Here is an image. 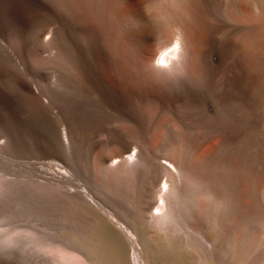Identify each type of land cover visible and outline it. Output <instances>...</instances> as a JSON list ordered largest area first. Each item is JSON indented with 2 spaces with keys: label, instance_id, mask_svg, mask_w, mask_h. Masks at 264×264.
I'll use <instances>...</instances> for the list:
<instances>
[{
  "label": "bare ground",
  "instance_id": "obj_1",
  "mask_svg": "<svg viewBox=\"0 0 264 264\" xmlns=\"http://www.w3.org/2000/svg\"><path fill=\"white\" fill-rule=\"evenodd\" d=\"M19 1L20 0H0V34H2L5 30L10 29H8V17H12L15 6ZM45 1L27 0V2L31 4L32 9L34 10L33 18L41 19L42 9L44 8L45 10ZM67 1L68 0H63V3L66 5ZM69 2L70 8L68 10H71L73 17V19L71 20L73 21L75 28L82 31L83 33V38L80 39L81 42H83V51L87 53L89 57L87 59L82 57L83 53L80 55L81 51H79L78 47L75 46V44H72V41H74L76 38L73 37L72 41L70 40L71 42H68V39L64 34L66 32H62L58 35V38L56 40V43L59 47L58 60L59 62L64 61L62 62V64L64 63V66H67V68L70 67V70L75 75V77L83 81L82 83L87 84L91 90V93L94 94L92 99H89V101L93 100L92 106L93 108H95L93 113L94 117L92 116L93 119H98L99 117H103L104 115H109L110 118L112 117L116 121H125V124L128 123L129 125L137 127L142 125L144 127V124L155 125L157 127H168L170 123L167 124L166 119L162 117V115L166 113H163V111L168 110V114L170 115L169 117L172 120L169 122H174L173 124L176 125L179 133L177 135L176 141L174 140L175 144L171 149H169L170 151L166 154V156L164 155L165 157H162L164 158L163 160H159L162 158L158 157L157 159L159 161H157L156 159L155 161L153 158L157 156L152 158L149 155L150 151L148 149L146 150H148L149 153L144 150V148H138L136 146H133V144L126 145V143L122 145V142V144H120L119 142L120 146H115L117 150H113V154L110 157L102 159L99 155V158L101 159L100 161L102 162L101 164H99V166L103 164V169L106 165L105 162L110 160V163H108L110 172L109 174H111L110 178L112 177L119 181L123 178H127L128 176L132 179L134 178L136 180L137 178L139 180V182L137 183L134 180L132 183H130L129 187H125L124 184V192L132 191L131 193H129L133 194L134 196V207L136 208L135 210H130V205L124 206L120 205L121 203L119 204L120 207L116 206L118 204L115 205L117 208H119L117 209L116 207H113L112 203L115 201L111 202L112 199H106L107 202H109L108 207L106 204H104L107 202H102L105 200L104 197L100 199L99 195L97 197L94 194L95 192L91 191L92 189L89 190L84 185H81V187L78 185L80 188L79 189L73 188L74 185L72 184V189H70V187V191H68V193L66 192L67 189H65V194H68V197H70L69 199L71 200L81 201L90 206L92 209H97V211L99 209L103 211V213L110 217V221L117 225L121 230L126 232L133 244L134 264H144L143 248H141L140 246L138 233L134 229L133 224L130 223L128 218L133 219L144 228V230L148 233L152 246L154 247V249H156V251L165 252L166 250L175 251L183 247H201L208 253V255L206 256H209L212 259L215 258L217 261L221 262V264H234L233 261L235 260L244 261L243 263L249 264L251 258L250 243L252 241L250 234L251 229L254 228L256 230V227L259 229H257V231H260L261 229V233L258 234L260 239L256 237V240L259 239V244H256L261 246L260 240L262 241V243H264V189L261 187V192L260 189L253 186L254 184L252 183V180L250 178V174L252 177L253 171L249 173V171L247 170L248 172H245L244 179L242 181L240 180L241 182H239L237 179L235 181L234 178L233 180L235 181V183L237 181L239 182L236 185L234 184V182H232V178L229 176L230 171H228L227 174L226 171H221L219 167L215 168L213 165L207 163L208 158L209 160L211 159L210 156H212V154L214 153L213 150L215 147H217L216 143H218L219 140H215L217 142L214 143L213 149L209 148V150H205L202 154L195 157L189 156L192 155V153L187 155L185 151V144L188 139L193 137H189L190 134H188L192 131L191 128L189 132V117L191 115L189 116V114L187 113L188 111H190V108L194 110V112H197V115L198 117H200V119H205V121L208 119L209 121H211V118L209 116V113L207 114V111L209 110V108L211 109L210 100L212 99L209 100V97L211 92L210 84H212L211 76L213 77L212 73H214V70L212 71V69L213 67H215V63L221 57L228 55L229 52L231 53V51H233V53L240 58V72L236 74L238 76V79L240 80L239 82H241L244 86V103L247 107V120L245 121V125L243 124V127L245 126V130L249 131L252 130L253 125L256 124L264 131V0H138V2L137 0H110V3H108L107 5V12L109 15V22L107 27H103L96 17H94L86 9H84L83 5L81 4V0H70ZM64 9L65 8H63V10ZM15 17H17L16 14ZM138 17L140 19H137ZM129 19L136 22L135 26L127 22ZM13 23L14 21L12 22V24ZM62 29L64 31V28ZM76 29L74 30L78 34L79 32H77ZM19 35L20 34H18V36ZM43 35V31L39 30L35 35V42L33 40L35 44V53L37 52V55L39 56L46 42L49 40V42L51 43L53 40V38H51L52 35ZM67 36L69 35L67 34ZM23 37H26V33L25 35H23ZM77 37H79V35ZM77 39L79 40V38ZM25 48H23V50ZM14 49L16 48H12L13 53H15ZM26 49L28 51L29 48ZM6 50L7 49L0 47V60L8 56V54H6L8 53V51L6 52ZM16 51L19 52V50L17 49ZM32 51L33 50L31 49V52ZM165 53H167V55H165ZM90 58L95 62L94 66L91 63L92 61L90 62ZM161 59H163L164 64L159 63ZM152 61H156L158 66H160V68H163L162 70L166 71L158 72L159 70L156 71L154 67L153 69L151 65ZM234 62L235 61H233V63ZM35 63L37 64V62ZM1 65L3 64L1 63ZM230 68L232 69L233 67ZM4 74L5 73H3V75ZM194 74L196 75L195 77L200 83L199 86L196 85V83L198 82L195 77H193ZM3 75H1L0 77H2ZM63 78V80H65V77ZM194 79L196 80V83ZM60 90H62V87L60 88ZM78 93L80 94L81 92ZM74 96L75 93L72 95V98ZM87 96H89L90 98V95ZM66 99L68 98H65V100ZM38 100L34 101H37L36 103H38ZM65 100L63 101L65 102ZM74 101L71 103L74 104ZM67 102L65 104H68L67 106H69V103ZM151 102H153V104H158L160 108L163 109L162 111L158 108L160 112L162 111L161 115L158 109H154L155 106L152 107L150 105ZM21 104L23 105V103ZM33 104H35V102H33ZM26 105L25 107H27ZM40 105L44 110L46 109V107H49V105H47L46 101L44 100L40 101ZM58 105L59 104H57V106ZM71 105L72 104H70V106ZM85 105L87 104L85 103ZM158 105L156 106V108L158 107ZM81 108L85 107L83 106ZM61 109L62 107L58 110L59 113ZM78 111H80V114L82 113L81 110ZM80 114L77 113L75 115L78 116ZM49 115L47 117H49ZM68 115L69 117H73L72 113ZM46 118L44 117V119ZM89 118L91 119V117ZM72 119L73 120H71L70 118V123H73L75 118ZM218 120L220 119L218 118ZM95 121L96 120L92 122L94 123ZM76 122L79 121L76 120ZM199 123L204 122L200 121ZM74 124L76 123H73L72 125ZM96 124H98V121ZM165 124H167L168 126H166ZM79 125L77 123V126L80 128ZM47 127H49V125H47ZM239 127L241 126L239 125ZM72 128L75 129L74 126H72ZM72 128L70 130H72ZM133 128L134 127H131V129ZM220 128L218 131H220ZM46 129L48 130L49 128ZM76 129L78 128L76 127ZM138 129H141V127ZM87 130H89V128H87ZM153 130H155V128H153ZM223 130H225V128ZM82 131L85 132L86 130ZM195 131H197V129H195ZM208 131L209 130H207V133H209ZM263 131H261V133ZM77 132H75L74 130V134H77ZM236 132L237 131L235 128V134L238 137L237 133L239 131L237 133ZM249 132H247V136L249 135ZM3 133L6 132L3 131ZM197 133L198 134L196 136L194 135L193 137V142H195V144L205 142L203 141L205 140V133ZM241 133L246 134L244 131H242ZM74 134L72 136L76 137V135ZM209 134L211 135V133ZM2 135L5 137V139L0 143V152L8 150L11 147V144L13 145V142L16 141V135H13L14 138L11 137V134L10 136L6 134ZM49 135L50 134L48 133V136ZM56 136L58 137L59 146L64 151H69L72 143L76 142L77 140L76 138L75 141H73L74 139H72L71 132L66 129V126L65 128L60 130L59 136ZM219 136L225 138L223 134L222 136ZM236 136L235 138H237ZM239 136L242 135H240L239 133ZM243 136H245V139L249 140V138H246V135ZM249 136L251 138L253 136V133ZM208 137H206V140L208 139ZM83 138H86V135L85 137L83 136ZM118 139L119 138L117 137V140ZM170 142L169 144H171ZM116 144L118 145V143H115V145ZM245 145L246 144L242 145V147L244 146L246 148L247 145ZM218 147L220 146L218 145ZM242 147H240L241 149H239L238 145L236 153L239 154L238 149L240 151H243ZM92 148L93 151L96 147ZM194 149H196V147ZM247 149L249 148L247 147L245 150ZM216 150L219 151L218 149ZM95 151L96 150H94V152ZM114 151H116V153H114ZM250 152H248L249 154L247 153V155L251 156ZM107 154L109 156L110 153L107 152ZM220 154L223 155V153ZM237 157H239V155ZM231 162L232 165H237L239 163L237 159L233 161L231 160ZM252 162L254 164L255 161H250V164H252ZM76 163L77 162H75V164ZM213 163L215 166H217L215 161ZM248 163L249 162H247V167L252 168L253 164L249 166ZM57 165H59V163ZM50 174V176L48 175L49 177L45 176L46 178H48L46 183L47 188H43L44 190L49 189L50 187L48 185L52 183L53 186L52 189H50L52 193L50 190H48L50 191L48 192L50 195H52L53 193L55 194V192H57L60 187H63L62 184H66V181L69 180V178L71 181L69 172L65 169V167L62 168L61 166H54ZM45 177H42V179H45ZM7 181L5 178H0V188H4L5 186H7ZM48 182L50 183L48 184ZM111 183L113 185L115 184L113 182ZM54 185H56L55 187H57V191H55ZM111 185L110 190H113V188L115 189V186L113 187L112 185L111 187ZM117 185L118 184H116V186ZM118 186L116 190H119V188H121V185L120 187ZM107 188L109 189V186ZM43 189L41 188L40 190L42 191ZM94 189L95 187L93 188V190ZM96 190L98 191V188L94 191ZM116 190H114L115 194ZM97 191L96 194H99L100 192ZM59 192L61 191L59 190ZM44 193L47 192L45 191ZM57 193L55 195L60 194ZM108 193L107 195L103 194V196L106 195L110 198L111 196L113 197L112 192L110 193L111 195ZM122 194L123 193L119 195L122 196ZM126 195L129 194L127 193ZM126 201L127 200H125V202ZM110 204L112 205V207H110ZM121 211L125 212V214H123L124 216L121 215L122 213L120 214ZM78 213H81V211ZM101 213L102 212L98 214ZM82 216H84V220L85 218L86 220L88 218L92 221L91 223L94 224H97L98 221H101L99 218L95 219L86 213H81L80 217ZM77 223L79 224V221ZM74 225H72V227ZM76 225L75 227H77ZM234 225L239 226V230L236 231V234L232 233L235 234V236H233L234 238L232 239L227 232V229L229 226L232 227ZM78 226L80 227V225ZM90 227L92 228V226ZM15 228H17V226ZM8 229L9 230L0 228V242L5 243L6 241H17L20 236L24 235L25 233V230H21L24 233L18 232L21 228L19 230L10 228ZM82 229L83 228H79L78 230ZM252 233L254 232L252 231ZM29 236L30 238H32V235ZM60 238L64 239L61 243V246L65 248L62 249H70L69 251H74L79 258V264H95L91 257V253L87 248L80 247V244L77 245L76 243L67 239L66 236L61 235ZM10 244L11 243L9 242V245ZM253 245H255V243ZM258 245L257 247H259ZM61 246H56V244H53L51 247H49L48 251L52 254L50 257H52L53 260H57V264H68L66 263V261H60L55 253ZM226 248H230L228 249V251L231 250L228 257L223 256L225 252H228L224 251ZM10 251H8V249L3 247V244L0 243V264H5V260L10 257ZM18 251L19 250H17V252ZM19 253H21V250L19 251ZM19 255L18 257H20ZM15 257L16 256H13V258ZM176 257L178 258V256ZM198 260L199 263H202L200 262V256ZM208 263L210 264V262Z\"/></svg>",
  "mask_w": 264,
  "mask_h": 264
},
{
  "label": "rangeland",
  "instance_id": "obj_2",
  "mask_svg": "<svg viewBox=\"0 0 264 264\" xmlns=\"http://www.w3.org/2000/svg\"><path fill=\"white\" fill-rule=\"evenodd\" d=\"M69 1L70 0L67 1L66 3L67 6H66L63 3V0H46L45 10L44 8L42 9V17L41 19H38V18H33L34 10L32 9L31 4H29L27 0H22V1L20 0L15 6L16 11L14 10L12 17L10 16L8 17L9 18L8 29L9 28L10 29L5 30L2 34H0V44H1L0 47L7 49L6 52L8 51V53L5 52L6 54H8V56L5 55L6 58L4 57V59L0 60V73H2L0 74V76L3 75V73H5L3 75L4 77L3 76L0 77V143L5 139V137L2 134L4 135L6 134L9 136L11 134L12 138H14L13 135L14 136L16 135L15 137L17 141V142L14 141L13 145L11 144V147L8 150L4 152L2 151L0 152V178H5L6 181L9 180L7 181L8 182L7 186H5L4 188H0V228L6 229V230H9L8 228L19 230L21 228L20 231L18 230L17 231L20 233H24V232L26 233L20 236V238L18 237L19 239L17 238L18 239L17 241L16 240L9 241L11 243L10 245L8 241H6L5 243L0 242L3 244V247L8 249V251L11 250L9 258H11L12 260L7 258L5 260V264L6 263L7 264H57L56 263L57 260L55 259L53 260V258L50 257L52 254L48 250H49V247H51L53 244H56V246H59V245L61 246V243L64 240L60 238L61 235L66 236L67 239L76 243L77 245L80 244L79 245L80 247L87 248L88 251H90L91 257L93 261L95 262V264H134L133 244L130 238L128 237V235L126 234V232L121 230L117 225H115L112 221H110L109 220L110 217L106 215L105 213H103V211L99 209L98 211L97 209H92L90 206H88L87 204L81 201H74V200L69 199L70 197H68V194H65V189H67L66 192L68 193V191L72 189V184L74 185L73 188H79V186L81 187V185H84L89 190L92 189L91 191L95 192L94 194L97 197L99 195L100 199L104 197L105 200L112 199L111 202L115 201L112 203L113 207L119 206V204L121 203L120 205H124V206L130 205L129 206L130 210H135L136 209L134 207L135 199H134L133 194H130L132 191L124 192L125 187H129L130 183H132L135 179L134 178L132 179L128 176L127 178L125 179L123 178L119 181H117L115 178H112V177L111 179L110 178L111 174H109L110 172H109V166H108L109 165L108 163H110V160L105 162L106 165L104 166V169H103L102 168L103 164L99 166V164L102 163L100 161L101 160L100 158L106 159L107 157H110L113 154L112 151L117 150L116 147L120 146L119 145V142H120V144L123 143L122 145L127 143L126 145L133 144V146H136L138 148H141V149L144 148V150L148 149L150 153L148 150L146 151L149 153V155L152 158L157 156L153 158L154 160L155 159L157 161L163 160L164 158L162 157H165L166 154L170 151L169 149H171L172 146L175 144L174 140L176 141L179 131L176 125L173 124L174 122H169L172 120L169 117L170 115L168 114L169 113L168 110L163 111V109L160 108L158 104H155V103L153 104V102H151L150 105L152 107L155 106L154 109L159 108L160 110L163 111V113L166 112L164 113V115H162V117L166 119L167 124L170 123L169 126L165 124L168 127H165V126L157 127L155 125H148V124H144V127L143 125L137 127V126L129 125L127 122H126L127 124H125V121H120V120L116 121L114 118L112 117L110 118L109 115H104L105 117L103 116V117H99L98 119H93L94 117L93 113H94L95 108H93L92 106L93 100L89 101V99H92L94 94L91 93V90L87 84L82 83L83 81L75 77V75L70 70V67L67 68V66H64V63L62 64V62L64 61H61L60 59L61 62H59L58 60L59 59L58 57L59 47L56 43V40L58 38V35L62 32H66L64 34L66 38L68 39V42H71L73 37L76 38L75 40H77L78 42L74 40L72 41V44H75V46L78 47L79 51H81L80 55L83 53L82 57H84L85 59L89 57L88 54L83 51V42H81V39L83 38L82 36L83 33L82 31L75 28V25L73 21L71 20L73 19V17H72L71 10H68L70 8ZM63 8L65 9L63 10ZM22 13L23 14L25 13V14L23 15ZM15 14L17 17H15ZM13 21L14 23L12 24ZM9 24L10 25L12 24V25L10 26ZM26 27L29 29H27ZM62 28H64V31ZM73 28L76 29L77 32L79 33L77 34ZM11 29H13L14 31ZM39 30L43 31V34H44L43 36L52 35L51 38H53L51 43L49 42V40L46 42L43 50L41 51L40 56L37 55V52L35 53V50H34L35 49L34 39H35L36 33ZM25 33H26V37H23ZM11 34L13 37L11 36ZM18 34L20 35L18 36ZM67 34L69 36H67ZM78 35L79 37H77ZM77 38H79L80 41ZM32 42H33V47H32ZM8 45H10L11 47ZM13 47L19 50V52H17L16 49H14L15 53H13V50H12ZM25 47L29 48L28 49L29 52L27 51ZM23 48H25L26 50L24 49L25 50L24 51ZM30 48L33 50L32 52ZM229 54L224 57H221L215 63L214 65L215 67H213L212 69V71L214 70V73H212L213 77L211 76L212 84H210L211 92H210V97H209V100L212 99L210 100L211 109L209 108V110L207 111V114L209 113L211 121H209L208 119L206 121L205 119H200V117H198L197 115V112H194V110H192L191 108H190V111L187 112L189 116L191 115L189 117L190 118L189 119L190 121L189 132L191 128H192L191 130L193 131V132L191 131V133H188L190 134V136L189 135L188 136L194 137V135L196 136L198 134L197 132L205 133L206 135L205 140H203L205 142L203 143L201 142L200 144H195V142H193L194 138L191 137L190 138L191 142H190V139H188L185 144V151L187 155L192 153V155H189V156L195 157V156L202 154L205 150H209V148L213 149L214 143L219 140L218 141L219 144L216 143L217 147H215L213 150L214 151V153L212 154L213 157L210 156L211 161L208 158L207 163H209L210 165H213L215 168L219 167L221 171H226L227 174H228V171H230L229 176L232 179L230 177L229 178L236 185L244 179V174L247 170L249 171V173L253 171L252 177L250 174V178L252 180V183L254 184L253 186L257 187L261 191L262 190L261 187L264 189V131L255 124L253 125L252 130H249L250 132L253 131L252 132L253 136L250 138L249 135L250 134L252 135V133H250L249 131H246L245 126L243 127V124L245 125L246 123L245 121L247 120L246 118L247 116L246 108L247 107L244 103V95H245L244 94L245 90L243 89L244 86L241 82H239L240 80L238 79V76L236 74L240 72V67H239L240 58L237 57L233 53V51H231V53L229 52ZM18 56L21 58H19ZM232 60L235 62L233 63ZM35 62H37V64ZM90 62L94 66L95 62L92 59L90 60ZM1 63L3 65H1ZM151 63H152L151 64L152 68L154 67L156 71L158 70H159L158 72L166 71V70H162L163 68H160V66H158L156 61H152ZM230 67H233V68L231 69ZM62 70L65 72V74ZM195 76L196 75L194 74L193 77ZM63 77H65V80H63L64 79ZM212 78H213V82H212ZM196 80H195V83H196ZM18 85L22 89L19 88ZM196 85L199 86L200 83L198 82L196 83ZM61 87H62V90H60ZM17 88L20 90H18ZM16 91L18 94L16 93ZM78 92H81V93L79 94ZM74 93H75V96L72 98V95ZM87 95H90V98ZM65 98H68V99L65 100ZM73 99L74 100L76 99L77 101L76 100L74 101ZM34 100H38L39 102L36 103L37 101H34ZM42 100L46 101L47 105H49V107H46L45 110L42 109L40 105V101ZM63 100H65V102ZM73 101L75 102L74 103L75 105L71 103ZM33 102H35V104H33ZM66 102L69 103V106H67L68 104L67 105L65 104ZM21 103H23L24 106ZM25 103L28 105H26ZM85 103L87 105H85ZM57 104L59 105L57 106ZM70 104L72 105L70 106ZM25 105L27 107H25ZM62 105H64L65 107ZM157 105L158 107L156 108ZM79 106L81 107L84 106L86 109L81 108ZM61 107H62L61 109L62 111L60 110V113H59L58 110ZM77 108L78 110H81L82 112L81 114H80V111L77 110ZM161 112H160V115H161ZM70 113L73 114V117H69L68 114ZM77 113H79L80 115L78 116L75 115ZM47 114L48 115L51 114V115L47 117L48 116ZM44 117L45 118L47 117L46 119L48 120L44 119ZM89 117H91V119L93 120H91ZM70 118L71 120H73L72 118H75L73 123H76V124L72 125L73 123L72 122H71L72 124L70 123ZM218 118L220 120H218ZM76 120L79 122H76ZM94 120H96L94 122L95 124L98 121L99 125L96 124L98 128L92 122ZM46 121H49V122H46ZM200 121L204 123H199ZM46 123L47 125H49V127H47ZM77 123L78 125L80 124L79 126L81 130L77 126ZM81 123L82 124L84 123V124L82 125ZM215 123H217L218 125ZM239 125L242 127L243 130L241 129V127H239ZM65 126H66V129H68L71 132V136L74 134V130L75 132L78 131L77 134L76 133L74 134L76 135V137L72 136V139H74L73 141H75V139L77 138L76 142L78 143L73 142L72 143L73 146L71 145L69 151H64L61 149V147L59 146L58 137L56 136V135L59 136L60 130L65 128ZM72 126H74L75 129H73ZM130 126L134 128L131 129ZM45 127L49 129L47 130ZM76 127L79 130L76 129ZM83 127L89 128L90 131L87 130V128L84 129ZM140 127L141 129H138ZM148 127L152 129H149ZM71 128L72 130H70ZM153 128H155V130H153ZM219 128H220V131H218ZM224 128L225 130H223ZM235 128L237 132L239 131L238 133L236 132L238 134V137L235 134ZM195 129H197V131H195ZM82 130H86L85 131L86 133ZM136 130L138 131L140 130V131L138 132ZM207 130H209L208 132L211 133V135L207 133ZM3 131L6 133H3ZM229 131H230V134H229ZM242 131H244L246 134L241 133ZM261 131L263 132L261 133ZM47 132L50 134L49 136ZM81 132L82 133L84 132V133L82 134ZM247 132H249L248 136H247L248 134ZM239 133L242 136L246 135V138H249L250 141L245 139L244 138L245 136L243 137L239 136ZM222 134L224 135L225 138H222L219 136V135L222 136ZM85 135H86V138H83V136L85 137ZM235 136L237 138H235ZM117 137L119 138L118 140H117ZM206 137H208L207 140H206ZM216 139L217 141H215ZM12 140H15V139H12ZM114 142L118 143V145L117 144L115 145ZM169 142L171 144H169ZM244 144H246L249 149L245 150L247 147L246 148L244 146L242 147V145ZM218 145L220 147H218ZM238 145H239V149H241L240 147L243 148V151L242 150L240 151L238 149L239 154L236 153ZM92 147H96L94 150H96L95 152L97 153H95L94 150L92 151L93 149ZM195 147L196 149H194ZM216 149H218L220 152L217 151ZM107 152L110 153L109 156ZM248 152H250V155L254 158L247 155ZM114 153H116V151H114ZM220 153H223L224 156L221 155ZM237 154L239 155V157H237L238 156ZM99 155H100V158H99ZM158 157L162 159L158 160L157 159ZM221 158H222V162H221ZM235 158L239 161V163L237 165H232L231 160L232 161L236 160ZM212 159L215 161L217 166L214 165L213 163L214 161ZM253 160L255 162L254 164L252 162L253 164L252 165L250 164V161H253ZM209 161L213 164H211ZM240 161H243L246 163H243ZM75 162L77 163L75 164ZM247 162H249L248 163L249 166L252 165L253 167L252 166H251L252 168L247 167ZM58 163L59 165H57ZM223 163H225L226 165ZM54 166L55 167L61 166L62 168L65 167V169L68 170L69 176L71 177V181H72L71 183L70 178H69V180L66 181V184L63 183L62 184L63 187H60L58 191L56 189L57 187H55L56 185H54L55 191L59 192L60 190L62 192L64 190L62 193L59 192L60 194L55 192V194L57 193L59 195H55L54 193H53L54 195L53 194L50 195L48 193L51 191L50 189H52V186H53L52 183L50 182H48V184L50 183L48 185L50 188L47 190L43 189L45 187L47 188L46 183H47L48 178L46 177L48 175L49 176L51 175L50 173ZM42 177H45V179L43 178L44 179L43 180ZM233 179L235 181L237 179L239 182L237 181L235 183ZM110 180L111 182L115 184L113 185L110 182ZM137 180L138 179L136 178L135 180L136 183L139 182V180L138 181ZM40 183L41 184L43 183L42 184L43 187L41 186ZM111 184L113 185V187L115 186V189L113 188V190H110ZM116 184L119 185V186L117 185L118 187H120L121 185V188H119V190L118 189L116 190L117 188ZM124 184H125V187H124ZM93 186L95 187V189L98 188V191L100 192L99 194L98 193L96 194L97 190L94 191L95 189L93 190L94 188ZM108 186H109V189L107 188ZM41 188L43 189L42 191L40 190ZM114 190H116V194L114 193ZM43 191L44 192L46 191L47 193H44ZM108 192L110 193L112 192L113 197L112 196L111 198L109 196L107 197L106 195ZM121 193H123L122 194L123 197L119 195ZM125 193L126 194L128 193L130 196L126 195ZM62 194L63 195L65 194V195L63 196ZM103 194H106V195L103 196ZM105 200L102 202L103 203L107 202V200L106 201ZM125 200L127 201L125 202ZM108 203L109 202L104 203V204L108 206L109 205ZM112 205L110 207H112ZM75 208L80 210L82 214L86 213L95 219L99 218L101 221L100 222L98 221L97 224H94V223H91L92 221L88 218L87 220L86 218L84 220L83 217L85 215L80 217L81 213H78L80 211L76 210ZM95 210L98 213L100 212L102 213L98 214ZM120 214L123 215L125 214V212L121 211ZM76 219H77V222L79 221V224L76 222ZM128 220L130 221L131 224H133L134 229L138 233V238L140 240V246L141 248H143L144 264H183V263L184 264H209L208 262H210V264L212 263L221 264V262L217 261L215 258L212 259L211 257L206 256L208 255V253L205 250H203L201 247H195L196 249L194 247L192 248L183 247L175 251L166 250L165 252L156 251V249H154V247L152 246L148 233L144 230V228L141 225H139L136 221H134L133 219L128 218ZM74 222H75V225L78 224L80 225V227L78 225H76L77 227H75ZM72 225L74 226L72 227ZM16 226L17 228H15ZM90 226H92V228ZM84 227L86 230L84 229ZM79 228H83L82 229L83 232L82 230H78ZM257 229L258 228L256 227V230L253 228L250 231L252 241L250 243L251 258H250L249 264H264V243H262V241L260 240L261 246L258 245L259 244L258 240L260 239L258 234L261 233V229L260 231H257ZM21 230L22 231L25 230V231L22 232ZM84 230L86 233L84 232ZM238 230H239V226L234 225L232 227L229 226L227 229V232L229 233L230 237L233 239L234 238L233 236H235L236 231ZM252 231L254 233H252ZM232 233H235V234H232ZM28 234L32 235V238H30ZM256 237H258L259 239L256 240ZM253 242L255 243V245H253L254 244ZM4 245H7V246H4ZM257 245L259 247H257ZM62 248H65V247L61 246L55 252L58 259H60V261L61 260L63 262L66 261V263L68 264H79V258L74 251H69L70 249L65 250ZM228 249L230 248H226L224 251H228ZM17 250L19 251L21 250V253H19V251L17 252ZM230 251L225 252L223 256L228 257ZM197 254L198 255L200 254L199 255L201 257L200 262L202 263H199V260H198L199 256ZM18 255L20 257H18ZM13 256H16V257L13 258ZM176 256H178V258ZM175 258L177 259V261ZM215 261H217L218 263ZM233 262L234 264H245L243 263L244 261H240V260L238 261L235 260Z\"/></svg>",
  "mask_w": 264,
  "mask_h": 264
},
{
  "label": "snow or ice",
  "instance_id": "obj_3",
  "mask_svg": "<svg viewBox=\"0 0 264 264\" xmlns=\"http://www.w3.org/2000/svg\"><path fill=\"white\" fill-rule=\"evenodd\" d=\"M108 3H110V0H81V4L83 5L84 9H86L91 15L96 17L103 27H107L109 22V15L107 12ZM137 19L140 18L138 17ZM127 22L133 24V26H135L136 23L131 19H129ZM117 55H118V50H117ZM165 55H167V53H165ZM159 63L164 64L163 59H161Z\"/></svg>",
  "mask_w": 264,
  "mask_h": 264
}]
</instances>
